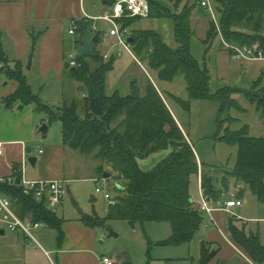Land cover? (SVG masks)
<instances>
[{
	"label": "trees",
	"instance_id": "obj_1",
	"mask_svg": "<svg viewBox=\"0 0 264 264\" xmlns=\"http://www.w3.org/2000/svg\"><path fill=\"white\" fill-rule=\"evenodd\" d=\"M149 2V16L172 20L174 38L178 45L171 47L156 30H133V40L130 43L134 52L141 56L144 51L150 67L162 80L172 81L177 75H184L189 99L175 98L187 110H190L193 99L220 102L215 139L237 147L236 166L233 170L224 171L221 183L228 187L230 179L233 178L237 185H246L258 200L264 202V137L250 135L247 124L239 128L225 125V115L231 109L241 107L242 112L245 111L232 97L236 92L244 94L258 109L264 110V86L258 80L249 89L226 85L213 90L208 68L202 67L191 52V39L194 34L192 14L197 3L194 2L179 12L162 6L159 14H156L155 3L151 0ZM213 2L220 13L221 29L227 41L241 45L258 42V46L264 51V0ZM134 18L138 17L128 18L130 22H123V25L129 27ZM213 24L212 19L207 36H211L215 30ZM80 41L81 37L78 39ZM78 61L80 66L72 72L80 82L88 83L89 79L92 80L104 109L103 115L94 114L89 107L85 115H80L75 101L64 103L56 110L42 103L41 98L33 92L22 64L9 63L0 41V73L18 82L17 89L5 98V104H35L36 109L45 110L49 114V122L61 120L64 145L78 149L83 154L93 155L99 161L98 174L104 177L105 171L112 172V176L118 180L119 194L115 197L116 203L109 204L105 216L83 215L82 219L86 223L104 225L108 220H126L132 225L139 223L143 227L146 222L170 223L172 233L163 240L153 241L145 232L148 242L147 264H152L153 246L189 244L202 230L204 211L195 206L190 194L191 176L199 173L196 153L170 108L152 84L145 95L137 91L127 95L119 92L109 94L106 84L108 73L114 67V58L105 61L94 50L90 58L78 56ZM259 89L261 94L257 93ZM163 151L168 154L156 160L151 168L145 169L140 165V160H146ZM19 174V169H16L15 175ZM217 180L212 172H203V191L214 200L219 199L221 194L216 185ZM119 185L124 189L120 190ZM0 191L13 199L15 209L22 216L32 214L35 220L58 228L63 233L62 219L56 211L32 196L25 195L21 185L0 181ZM236 220L232 216L227 223L233 238L256 262H264V245L258 235L247 233L244 227L235 223ZM210 246L206 241L201 242V258L198 264L210 262Z\"/></svg>",
	"mask_w": 264,
	"mask_h": 264
},
{
	"label": "crops",
	"instance_id": "obj_2",
	"mask_svg": "<svg viewBox=\"0 0 264 264\" xmlns=\"http://www.w3.org/2000/svg\"><path fill=\"white\" fill-rule=\"evenodd\" d=\"M109 1L103 0V3H98L91 0H0V41L2 50L10 64L15 62L22 64L24 74L35 94L40 95L49 83L57 82L61 85V103L59 107L64 103L75 101L72 98L63 99V75L65 63L70 60L73 49H76L75 45L78 43L79 37L82 39L83 33L77 30L76 33L71 34L70 30L74 21L77 22L79 19L86 21V14H88L95 18L91 21L98 26V31L101 33L100 43L102 42V33L105 28L108 37H110L109 43L111 47L116 38L109 34V24L99 18L105 13L111 12L107 8ZM192 21H194L193 14ZM100 22L101 26H99ZM121 22L123 24V20ZM89 26L87 24V29H89ZM97 45L94 50H96ZM101 53L104 55L110 52L102 51ZM125 53L128 54V57L124 62H121L124 53L120 57L116 53H110V58H114V67L110 72L117 70L118 67L123 70L134 66L140 72L144 82L137 84L134 78H130L131 80L122 86L120 80L116 79L115 82L112 80L111 88L109 90L107 88V92L109 94L119 92L122 95H127L137 91L141 95H145L152 84L170 108L196 153L199 173L193 175L197 177L199 198H196L192 193L193 175L190 181V194L195 206L199 208L202 201V175L204 171H210L215 175L218 179L216 185L221 191L219 199L210 198L209 205L216 209L211 213L204 211L205 220L202 230L192 242L172 246V248L176 249H172L174 251H169L164 256L152 254L151 263L198 264L201 258V242L206 241L211 245V254L214 251L208 264H264V262H256L248 251L235 241L227 226L228 220L232 215L219 209V203L230 198L231 194L235 193L242 201V205L234 209L239 215V217H235L237 219L235 223L239 227H244L247 233L258 235L261 244L264 245V202L258 200L253 193L252 195L258 202L256 205L253 203L252 197L244 199L243 194L250 189L243 184L237 185L233 178L230 179L228 187L222 185L220 179L224 173L218 172V165L210 162L211 160L207 158L204 160L200 152L197 151L191 134L185 128L177 111L172 108L167 93L172 96L176 95L168 90L166 92L156 82L145 61L140 60L135 52L134 55L128 52ZM31 57L32 62L30 67H28ZM225 58L226 60H241L231 54ZM92 63L94 64V62ZM80 84H83V82L75 80L73 87L78 86L79 88ZM17 87L18 82L16 80L9 79L4 73H0V141L4 143L3 154L0 155V180L14 175L16 169H19L23 161L30 156H36L37 160L35 166L29 160L26 164V176L29 179H63L66 184L70 181L75 182L78 179H82L75 176H67L65 163L67 147L64 145L63 140L51 141L40 131V125L43 124L38 121L42 118L39 119L34 114V112L38 111L35 104H23L24 107L22 109L19 108L22 104L21 102H16L12 106L5 104V98L12 94ZM86 93L88 94V92L82 91L84 99ZM75 94L78 96L77 92ZM75 94L74 97H76ZM233 97L239 98L237 94H234ZM40 98L42 103L50 106L45 103L47 102L44 100L45 98ZM46 124L49 129L50 122L48 121ZM42 140H45V143ZM41 142L42 145L40 144ZM40 148L43 149L42 153L39 152ZM155 156H150L149 159L147 158L148 160L146 159V162H149ZM230 184L234 185L235 189H233L234 187L230 188ZM240 191L242 192L240 193ZM63 205L64 199L59 207ZM59 207L55 211L62 219L61 230L63 233H60L58 228L44 223L43 226L34 229V235L39 244L28 239L22 232L4 231V233H1L0 231V264H104L102 261V256L104 255L111 256L119 264H147L148 259L146 260V258L138 256L137 261L139 262L137 263L130 252L111 250L109 242L105 243L104 239L103 226L105 227L106 224L92 225L86 223L82 217L88 213L82 211H80L79 216L67 218L64 212L59 213ZM262 222L263 226L261 225ZM139 226L135 231L137 233V230H139L137 238L139 242H142V244L140 243V248L147 256V238L143 230L144 227L141 224ZM171 233L172 227L168 236ZM120 235L121 233L117 236ZM156 247H153L152 251H155ZM174 252L175 254H173Z\"/></svg>",
	"mask_w": 264,
	"mask_h": 264
},
{
	"label": "rangeland",
	"instance_id": "obj_3",
	"mask_svg": "<svg viewBox=\"0 0 264 264\" xmlns=\"http://www.w3.org/2000/svg\"><path fill=\"white\" fill-rule=\"evenodd\" d=\"M92 2L103 3V0H91ZM155 3L157 8L156 14L162 6L171 9L172 11H181L186 6H190L196 2L195 8L193 10L192 28L194 34L191 39V52L193 56L199 61L202 67H207L212 79V89L216 90L218 87L230 85L233 87L241 89H249L258 80L264 86V60L263 61H249L245 59L241 60H226V56L231 54L233 56L234 45H241L240 43L229 42L225 39L222 33L220 24V13L215 9V14L217 17V24L213 20V25L215 30L212 31L211 36H207V31L209 29V22L213 19L212 15L208 10L201 5V0H151ZM213 1V0H212ZM200 3V4H199ZM214 3V2H213ZM215 5V3H214ZM109 10H113V0H110L107 4ZM216 8V6H215ZM125 23L130 22V19L124 17ZM101 26V22L99 23ZM129 29L131 32L133 30H148L153 29L160 32L171 47L175 48L178 43L175 41L173 33V23L169 18L164 17H140L134 18L129 24ZM102 28V27H100ZM90 29V28H89ZM91 35L96 32L89 30ZM130 32V34H131ZM216 33L218 35H216ZM102 42L97 45L96 51L102 55V51L117 53L120 47L116 44L114 40L113 45L110 47L109 39L106 29L102 33ZM228 44V45H226ZM259 43H253L252 45H258ZM247 45V44H245ZM110 47V48H109ZM113 47V48H112ZM133 47V46H132ZM73 56H78V51L73 49ZM103 56V55H102ZM136 56L140 60H144L145 64L148 66L153 78L156 80L164 90L171 91L176 96H172L167 93L168 100L177 114L180 116L185 128L191 134L194 145L197 151L200 152L202 157L211 160L214 164L218 165V172H223L225 170H233L236 166L237 161V147L226 144L215 139V134L218 130V114L220 110V102L212 99H193L191 100L190 110H187L175 97L182 99H189L187 84L183 74L177 75L174 80L166 81L158 77V74L149 65L148 57L145 52L141 56ZM146 56V57H145ZM128 54L124 52L121 62L126 61ZM143 57V58H142ZM86 59L90 57H85ZM130 78H134L137 84L144 82L143 77H141L140 72L134 68V66L128 69H120L108 73L107 88H111L112 80L115 82L116 79L120 80V84L126 85ZM63 99L72 98L77 103V110L80 115H85L89 107V97L86 93L85 99L82 97V91L78 86L73 87L76 77L74 76L71 68H66L63 75ZM83 84H87L84 83ZM262 90V87H259ZM260 89L257 91L260 92ZM77 92L78 96L75 94ZM74 94L76 97H74ZM234 94L239 96L238 99L233 97ZM232 97L236 99L245 110L242 112L241 109L233 108L230 110L229 114L225 115L227 121L225 125H230L231 128H239L245 124L249 126V134L256 137H264V110L258 109L249 99H247L242 93H234ZM261 94V92H260ZM39 97L45 98L47 104H49L53 109H57L60 106L61 98V85L60 83L53 82L44 88V90L39 94ZM242 96V97H240ZM84 99V100H83ZM68 101V100H67ZM70 102V101H69ZM73 102V101H72ZM32 105V104H31ZM40 119L38 122L45 124L49 121V114L45 110H38L34 112ZM236 119V120H235ZM224 125V126H225ZM42 125H40L41 127ZM43 135V133H42ZM48 139L51 141H61L63 140V125L61 120L55 119L50 122L49 129L46 134ZM45 143V140H42ZM42 145V142L40 143ZM66 170L67 176H75L78 181H70L67 184L68 191L64 196V205L59 207V213L65 214L67 218L70 216H79L80 211L86 212L88 214H99L101 216L106 215L109 203L104 196V190L107 189L113 197L119 194L118 190V180L111 176L109 178L101 177L97 172V167L99 161L93 155L83 154L80 150L66 146ZM167 151L157 153L155 158L146 162V160H140V165L145 168H151L152 164L160 159L161 157L167 155ZM149 159V157H148ZM147 159V160H148ZM209 172V171H208ZM112 173V172H110ZM224 175V174H223ZM98 178L99 182L94 179ZM104 178V179H103ZM99 184L102 188V192H97L96 187ZM235 186L230 184V188ZM192 193L196 198H199V191L197 187V177L193 175V188ZM250 195V196H249ZM252 197L253 203L256 205L258 202L252 195L250 190H246L243 194L244 199ZM106 226H103L105 243L109 242L111 250H118L124 252H130L138 260V256L141 258H146L144 251L140 248V243L138 241L137 233L135 229L140 227V224L132 225L126 220H108L106 221ZM256 225V224H255ZM263 226V222L261 223ZM136 226V227H135ZM144 232H146L149 237L153 240H163L168 237L169 231L171 230V225L168 222H146L144 225ZM112 232L117 234L121 233L120 236H115ZM156 250L151 251L152 254H159L164 256L168 254L169 251H174L172 246H161L155 245ZM153 246V247H155ZM153 250V248H152ZM175 254V252L173 253ZM139 261H137L138 263ZM157 264H167L166 262H161ZM179 264V263H173Z\"/></svg>",
	"mask_w": 264,
	"mask_h": 264
},
{
	"label": "built area",
	"instance_id": "obj_4",
	"mask_svg": "<svg viewBox=\"0 0 264 264\" xmlns=\"http://www.w3.org/2000/svg\"><path fill=\"white\" fill-rule=\"evenodd\" d=\"M201 5L210 12L213 20L217 22L215 14V5L212 0H201ZM150 15V2L149 0H113V10L110 13H105L99 18L103 19L109 24V34L116 38V45L120 47V50L116 53L118 57L122 56L124 52H128L134 55L133 47L130 43V29L124 26L121 22L124 17H148ZM86 21L91 22L90 28L94 31H98V26L92 23V19L95 18L86 14ZM78 30V22L74 21L71 34L76 33ZM228 45V44H226ZM233 56L238 59L256 60L264 59V51L258 45H234ZM110 53L103 55L105 60L110 59ZM70 66L78 67L80 62L77 56L70 57ZM4 143L0 141V155L3 154ZM39 152L42 153L43 149L40 148ZM28 159H25L19 168V172L22 177L19 185L22 186L23 193L28 196H32L36 201L45 203V205L53 210H56L59 205L62 204L64 196L67 192V184L63 179H29L26 176V164ZM18 175H12L1 179L0 181L7 182L9 184L17 183ZM104 179V178H103ZM99 182L98 178L94 179ZM97 192H102L103 188L97 184ZM104 196L109 204L116 203V198L105 189ZM201 204L199 208L203 211L211 213L214 209L209 205L210 197L202 191ZM242 205L241 199H239L235 193L231 194V197L219 203V209L230 213L234 217H239L235 212V208ZM44 225V222L34 219L32 214H26L22 216L14 207L13 199L0 191V231L10 232H22L28 239L39 244L36 236L34 235V229ZM104 264H119L113 260L111 256H102Z\"/></svg>",
	"mask_w": 264,
	"mask_h": 264
},
{
	"label": "water",
	"instance_id": "obj_5",
	"mask_svg": "<svg viewBox=\"0 0 264 264\" xmlns=\"http://www.w3.org/2000/svg\"><path fill=\"white\" fill-rule=\"evenodd\" d=\"M77 22H78V31L83 33L81 41L76 43V45H75V47H76V49L78 51V56L84 57V58L85 57H90V56H92V54L94 52V47L98 43H100V40H101L100 39V32H96L94 35L91 36V34L89 32V30L91 28L89 27L90 29H87V23L88 22L84 21L82 19H79ZM128 40L132 41L133 38L130 37ZM31 62H32V57L29 60L28 67H30ZM65 67L66 68H71L72 71L76 70V67H71L70 66V62L69 61H67L65 63ZM79 88L83 92H88L90 110L96 115H99V116L103 115L104 114V109H103V107L101 105L99 95L97 94V92L95 90V87H94V85L92 83V80L89 79L87 84H80ZM23 107H24L23 104H21L19 106L20 109H22ZM47 130H48V125L46 123L43 124L40 127V131H42V132H45ZM28 160L33 166H35L37 157L36 156H30L28 158ZM111 176H112V174L110 172L105 171V173H104V177L105 178H109ZM21 177H22L21 175L17 176V179H16L17 184L20 183ZM119 188H120V190L124 189V187L121 186V185H119ZM1 233H4V230H2ZM112 234L115 235V236L118 235L116 232H112ZM212 254H214V251L212 252Z\"/></svg>",
	"mask_w": 264,
	"mask_h": 264
}]
</instances>
